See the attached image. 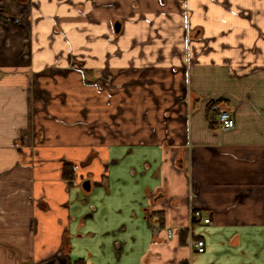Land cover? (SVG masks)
Wrapping results in <instances>:
<instances>
[{
    "label": "crops",
    "instance_id": "0c3cea01",
    "mask_svg": "<svg viewBox=\"0 0 264 264\" xmlns=\"http://www.w3.org/2000/svg\"><path fill=\"white\" fill-rule=\"evenodd\" d=\"M0 11V264H264V0Z\"/></svg>",
    "mask_w": 264,
    "mask_h": 264
},
{
    "label": "built area",
    "instance_id": "2783aa9c",
    "mask_svg": "<svg viewBox=\"0 0 264 264\" xmlns=\"http://www.w3.org/2000/svg\"><path fill=\"white\" fill-rule=\"evenodd\" d=\"M216 127L220 130H229L234 128V120L231 113L228 110H221L217 115ZM191 219L194 222H202L204 224L209 223V217H203L200 210H194L191 214ZM194 250L196 253L200 254L204 252V241L197 240L194 242Z\"/></svg>",
    "mask_w": 264,
    "mask_h": 264
},
{
    "label": "trees",
    "instance_id": "16d2710c",
    "mask_svg": "<svg viewBox=\"0 0 264 264\" xmlns=\"http://www.w3.org/2000/svg\"><path fill=\"white\" fill-rule=\"evenodd\" d=\"M62 179L66 183V188L69 190L74 186V167L71 164H64L62 170Z\"/></svg>",
    "mask_w": 264,
    "mask_h": 264
},
{
    "label": "water",
    "instance_id": "95a60500",
    "mask_svg": "<svg viewBox=\"0 0 264 264\" xmlns=\"http://www.w3.org/2000/svg\"><path fill=\"white\" fill-rule=\"evenodd\" d=\"M115 30L118 31L119 30V25H115ZM82 189L88 191L89 190V182L85 181L83 184H82Z\"/></svg>",
    "mask_w": 264,
    "mask_h": 264
},
{
    "label": "flooded vegetation",
    "instance_id": "af4514ba",
    "mask_svg": "<svg viewBox=\"0 0 264 264\" xmlns=\"http://www.w3.org/2000/svg\"><path fill=\"white\" fill-rule=\"evenodd\" d=\"M1 13L3 12V11H0ZM8 14V13H7ZM8 17H10L11 19H15V18H13L10 14H8L7 15Z\"/></svg>",
    "mask_w": 264,
    "mask_h": 264
}]
</instances>
